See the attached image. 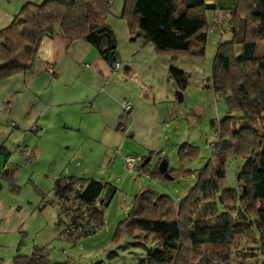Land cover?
Instances as JSON below:
<instances>
[{"label":"trees","instance_id":"1","mask_svg":"<svg viewBox=\"0 0 264 264\" xmlns=\"http://www.w3.org/2000/svg\"><path fill=\"white\" fill-rule=\"evenodd\" d=\"M212 9L206 0H124L121 19L132 39H143L174 62L181 57H205L208 36L199 31ZM110 13L111 0L25 4L13 22L0 30V81L30 71L40 43L53 35L85 40L114 68L119 55L116 38L106 24ZM225 14L230 38L219 40L207 87L228 105L223 119L217 124L210 121L216 130L211 158L197 171L182 172L184 177L194 175L195 183L178 202L149 188L135 194L113 234L114 244L126 235L131 245L145 249L140 264H233V258L235 264L250 258L264 264V51L255 57L257 43L264 42V0H237ZM168 73L183 93L188 86L186 73L174 66ZM186 148L196 153L184 143L178 151L181 160ZM151 156L142 157L135 171L149 179L163 178L158 171L162 158L150 172ZM233 157L244 161L237 173L239 188L224 189L225 163ZM146 158L150 160L142 166ZM107 185L90 178L54 181L61 236L78 243L80 235L83 240L104 226L106 205L101 197ZM73 227L79 231H72ZM12 264L68 263L53 262L35 247Z\"/></svg>","mask_w":264,"mask_h":264},{"label":"crops","instance_id":"2","mask_svg":"<svg viewBox=\"0 0 264 264\" xmlns=\"http://www.w3.org/2000/svg\"><path fill=\"white\" fill-rule=\"evenodd\" d=\"M44 1L0 0V30L13 22L25 4H41ZM206 3L213 9L207 12L206 26L199 32H206L207 36L212 34L217 47L220 31L214 22L219 17L221 28L227 31L229 16L225 13L235 8L237 0H206ZM123 4L124 0H111V13L106 17V24L117 42V68L108 65L85 40L70 41L53 35L45 37L40 43L30 71L0 81V190L2 179H9L10 164L18 158L11 152L15 145L31 149L33 167L46 166L44 174H59L55 180L76 177L74 172V175L64 176V172L67 174L65 165L76 157L75 148L84 147L85 157L79 158L84 161L81 171L88 173L92 170L85 166L90 158L91 162H100L104 166V170L97 167L95 172L103 174L111 170L108 181H117L113 178L117 176L114 167L118 159L113 160L114 165L111 159L118 153L126 150V153L122 152L123 159L128 155L138 156L135 152L145 157L152 154V159L157 153L163 157L164 143L173 145L168 131L178 128L181 117H199L203 112L204 119L211 121L214 115L210 107L216 94L207 86L210 85L216 49L209 54L206 48L203 58L181 57L170 62L168 56L158 53L153 45L141 38H131L126 23L121 19ZM209 26L215 27L218 32L212 30L215 32L209 33ZM263 51L264 42L257 43L255 57L260 58ZM170 66L188 76V86L181 101H178L177 86L169 77ZM192 91L197 94V103L184 111L181 103ZM125 101L132 106L129 114L123 111ZM177 145L173 146L177 148ZM49 150H59L61 154H49ZM112 152L114 157H111ZM22 156L21 153L20 158ZM15 180L16 176L12 175L10 181ZM106 184L104 197L101 198L107 206L108 198L115 189ZM8 217V207L0 194L2 264H12L15 258L30 255L22 251L24 240L16 244L14 238L4 237L15 226L10 225Z\"/></svg>","mask_w":264,"mask_h":264},{"label":"rangeland","instance_id":"3","mask_svg":"<svg viewBox=\"0 0 264 264\" xmlns=\"http://www.w3.org/2000/svg\"><path fill=\"white\" fill-rule=\"evenodd\" d=\"M212 30H216L215 27L211 28L209 26V33L215 32ZM216 31L218 32V30ZM208 36L210 38L207 41L208 46L206 48H208L207 50L210 54L217 47L213 43V35ZM229 38L230 35L228 36ZM21 60L25 61V57H21ZM220 97V95H216L215 102L210 107L212 115H214L213 117L211 116V120L216 122V124L226 116L227 112L228 104L226 100ZM196 103L197 94L193 92L190 96H186V100L181 103V106L185 111L189 109L190 105L193 106ZM179 123L180 125L174 131H168V134L172 137L171 144H178L177 148L164 143L166 145L165 149L162 150L164 156L158 157L155 155L150 162L149 169L150 172H153V168L158 163L159 158H162V160L168 163L172 179L157 177L158 175H154L152 179H149L142 173L139 175L136 172L137 170L129 173L124 167V154L122 152L126 153V150H123L116 156L112 152L111 157H115L111 159V163L114 165L113 160L118 159L114 167V174L117 176L113 178L117 179V181H108L111 170L103 174L100 171L95 172L97 167L104 170V166L99 164L100 162H91L90 158H88L89 161L86 162L85 166H89L92 170L88 173H83L81 170L84 168V161L79 158L84 159L85 157L84 147L73 150L76 157L70 159L69 164L66 162L65 169L67 174L64 172V176L74 175L72 174L74 172V176L77 178L86 177L103 181L109 183L115 189L113 195L108 198L107 206L104 208V226L95 234L84 238L78 243H71L59 238L62 231V226L57 224L60 209L58 205L53 203L55 201L53 183L55 178L59 177V174H55V176L44 174L43 169L46 166L42 164L37 169L34 168L32 165L34 155L33 153L30 154L31 149L21 144L15 145L11 152L18 158H15L9 166V179L4 177L1 181L2 188L0 194L5 206L9 210L8 219L11 220V226L15 224L12 232L7 233L4 237L6 236L5 238L8 239L14 238L16 244L24 240L25 246L22 247V251L29 252L30 254L35 247L42 248L45 256L53 262H67L68 264H140L146 254L143 247L131 245L132 241L126 235L118 244L112 242L115 229L118 223L126 217L135 194L149 188L165 194L178 202L195 183L194 175L184 177L182 172L184 170L197 171L201 169L213 154L211 144L216 141V130L211 127L210 120L206 121L204 119L203 112L199 117L197 115L186 118L181 117ZM178 140L179 142H177ZM184 143L195 148L198 154L192 153L186 148L185 157L181 160L178 156V151ZM56 152L58 156L61 154L59 150H49V154ZM21 153L23 156L20 158ZM135 153L140 157H145L139 152ZM30 157H32L31 160H29ZM243 163L242 159L234 157L226 161L224 189L239 188L237 173ZM68 172H71V174H68ZM12 175L16 176L14 182L10 181ZM102 197H104V194H102ZM219 207L221 209V205ZM145 246L151 248L152 244L146 243ZM232 261L233 264L236 263L235 258ZM244 264H261V261L250 258Z\"/></svg>","mask_w":264,"mask_h":264},{"label":"built area","instance_id":"4","mask_svg":"<svg viewBox=\"0 0 264 264\" xmlns=\"http://www.w3.org/2000/svg\"><path fill=\"white\" fill-rule=\"evenodd\" d=\"M221 21L222 20L218 17L217 20L214 22V25L216 26V28L219 29V30H221L220 39H219L220 42L224 41L226 39V36H227V31H223V29L221 28ZM117 67H118V63L115 64L114 68H117ZM48 69H49V71H52V67H49ZM123 111L126 114L131 113L132 106H131V104L128 101H125L124 102V104H123ZM214 146H215V143L213 142L211 144V147L213 148ZM31 159H32V157L29 158V160H31ZM141 160H142V157H140V156H137V155H128V156H126L124 158V167H125V169L129 173H131V172H133L135 170V167L137 165H139V163L141 162ZM71 230L72 231L73 230L79 231V229H75V227H73ZM82 236L83 235H80L78 237L79 238L78 241H81L82 240ZM59 238L62 239V240H64V241H70L71 242V239H68V238H66L63 235L62 236L60 235ZM0 264H2V263L0 262Z\"/></svg>","mask_w":264,"mask_h":264},{"label":"water","instance_id":"5","mask_svg":"<svg viewBox=\"0 0 264 264\" xmlns=\"http://www.w3.org/2000/svg\"><path fill=\"white\" fill-rule=\"evenodd\" d=\"M182 99V94L179 93L178 94V101H181ZM150 158H146L142 164V166H144L145 164H147L149 162ZM158 171L160 174L163 175L164 178H168L169 173H168V163L165 160H162L158 166ZM238 179V177H237Z\"/></svg>","mask_w":264,"mask_h":264}]
</instances>
